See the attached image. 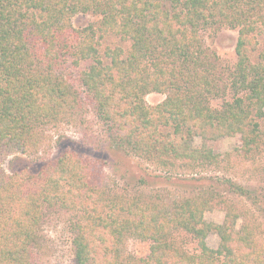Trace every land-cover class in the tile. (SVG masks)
I'll use <instances>...</instances> for the list:
<instances>
[{
	"label": "trees",
	"instance_id": "obj_1",
	"mask_svg": "<svg viewBox=\"0 0 264 264\" xmlns=\"http://www.w3.org/2000/svg\"><path fill=\"white\" fill-rule=\"evenodd\" d=\"M81 13L100 20L77 28ZM223 28L238 29L233 65L203 37ZM70 60L87 64L78 85L64 72ZM151 92L166 98L151 105ZM88 101L115 147L166 173L231 163L233 153L198 146L197 137L239 134L236 155L257 160L264 0H0V264H42L43 226L56 211L70 217L75 264H264L254 223L224 189L256 197L232 180H217L223 192L202 187L166 202L115 191L97 164L70 149L38 171H6L10 156L38 154L50 128L82 118ZM214 209L225 212L222 222L206 219ZM179 231L198 252L178 244ZM212 233L217 247L208 244ZM130 238L150 241L149 254L131 253Z\"/></svg>",
	"mask_w": 264,
	"mask_h": 264
},
{
	"label": "rangeland",
	"instance_id": "obj_2",
	"mask_svg": "<svg viewBox=\"0 0 264 264\" xmlns=\"http://www.w3.org/2000/svg\"><path fill=\"white\" fill-rule=\"evenodd\" d=\"M99 20L100 16L93 13H81L73 18V24L77 28H84ZM203 37L223 60L231 65L235 64L238 29L223 28L215 33L207 31L203 32ZM111 41L109 39L107 44ZM113 41L121 43L119 38ZM86 65V63H81L75 66L70 60L64 72L78 85L76 80ZM84 97L86 98L85 94ZM165 98L164 93L151 92L146 96V101L151 105H156ZM213 104L219 106L221 100H215ZM87 105L88 108L82 118L50 128L47 133V143L38 154L17 153L10 156L4 163L6 171L9 173L21 169L38 171L46 161L70 149L97 164L115 191L133 196L141 194L148 198H160L166 202L189 196L202 187L215 186L223 192V187L217 183V180L229 179L247 187L250 193L257 198H249L224 189L225 196L238 204L249 220L254 223L258 243L264 245V150L257 160H247L236 155V151L242 144L239 134L214 141H204L197 137L195 144L198 146L207 145L223 155L233 153L231 163L209 173L169 174L115 147L108 127L95 116L89 101ZM205 217L208 221L222 222L225 212L214 209L207 212ZM43 236L45 248L41 254L42 264H75L72 250L73 233L70 230V217L67 213L63 211L51 213L49 220L43 226ZM174 237L178 244L188 251H199L197 242L187 232H176ZM207 241L211 247H217L219 237L216 233H212ZM150 245V241L136 238H130L127 241L128 250L139 257L149 254Z\"/></svg>",
	"mask_w": 264,
	"mask_h": 264
}]
</instances>
